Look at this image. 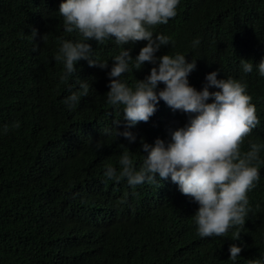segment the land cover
Returning a JSON list of instances; mask_svg holds the SVG:
<instances>
[{
  "label": "trees",
  "instance_id": "trees-1",
  "mask_svg": "<svg viewBox=\"0 0 264 264\" xmlns=\"http://www.w3.org/2000/svg\"><path fill=\"white\" fill-rule=\"evenodd\" d=\"M62 2L0 0V264H264V76L258 72L264 59V0H180L174 18L150 28L174 41L157 57L182 54L196 60L188 77L196 90L217 71L218 79L246 83L255 105L260 123L244 138L241 152L253 143L261 146L260 179L247 193L244 226L231 227L224 237L198 234L199 204L170 177L156 174L158 185L135 187L126 178L105 177L108 167L119 174L125 151L139 170L148 154L141 139L154 144L161 138L167 145L170 131L185 126L189 114L160 100L148 122L129 129L137 137L134 143L105 134L114 119L120 118V131L126 123L123 106L113 111L107 103L112 58L124 47L135 59L147 41L123 46L87 41L94 58L108 67L80 60L76 74L62 81L64 64L54 56L63 40L82 39L64 30ZM33 27L39 33L36 51ZM242 63H252V72L245 73ZM152 67L145 62L121 80L135 90ZM81 80L89 84V93L70 110L64 99L80 90ZM164 87L158 82L156 91ZM17 122L20 127H13ZM97 142L103 144L99 149ZM237 231L240 238L233 240ZM232 244L242 249L235 261L229 259Z\"/></svg>",
  "mask_w": 264,
  "mask_h": 264
},
{
  "label": "clouds",
  "instance_id": "clouds-1",
  "mask_svg": "<svg viewBox=\"0 0 264 264\" xmlns=\"http://www.w3.org/2000/svg\"><path fill=\"white\" fill-rule=\"evenodd\" d=\"M180 0H64L59 13L64 18V30L76 31L82 39L62 41L54 60L62 61L65 72L61 80L76 74V62L86 60L90 67L106 69L107 61L94 58V49L87 41L95 40L98 45L114 40L118 46L129 42L147 41L133 59L131 49L122 47L113 57V66L107 73L109 91L107 103L113 111L123 106L124 130L118 127L121 121H112V129L105 128L107 135L123 136L134 143L136 135L129 129L138 122H148L155 113L156 105L163 100L174 111L189 114L188 123L170 131L171 142L167 145L161 138L154 144L141 139L147 156L143 166L136 170L128 151L119 159L122 170L108 167L104 175L119 182L126 178L130 186L144 183L157 184L169 177L179 186L185 196L199 204L195 213L198 234L201 237H224L234 226L243 227L250 211L247 193L260 179L257 166L261 146L251 144L250 150L241 152V145L260 121L255 105L247 94L246 83L232 78L218 79L217 71L206 75L203 89L198 91L189 84L188 77L196 69V60L190 62L186 55L169 54L156 56L162 46L174 44L171 37L155 34L151 26L167 24L177 15ZM33 51L39 46L36 28L31 30ZM43 41L44 35L40 36ZM199 44L194 41L193 46ZM135 63L131 66L132 61ZM145 62L154 67L143 80H138L135 90L122 82L121 77L133 68L139 70ZM245 73H251L252 63H242ZM258 72L264 76V59L258 64ZM158 82L165 87L156 91ZM79 91H72L64 99L71 110L89 93V84L77 81ZM210 87L218 89L209 91ZM211 98V102H208ZM195 114V115H192ZM112 115V112L109 113ZM19 128L17 122L13 125ZM7 131V129H5ZM103 146L97 142L96 148ZM240 238V231L233 240ZM229 259L235 261L242 251L236 244L230 245Z\"/></svg>",
  "mask_w": 264,
  "mask_h": 264
}]
</instances>
